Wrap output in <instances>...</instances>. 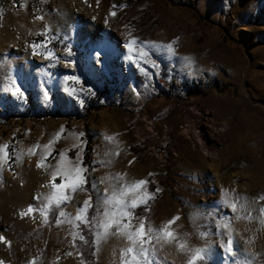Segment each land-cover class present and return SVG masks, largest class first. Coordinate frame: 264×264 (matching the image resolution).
Instances as JSON below:
<instances>
[{
    "label": "rangeland",
    "instance_id": "374dc122",
    "mask_svg": "<svg viewBox=\"0 0 264 264\" xmlns=\"http://www.w3.org/2000/svg\"><path fill=\"white\" fill-rule=\"evenodd\" d=\"M49 37L57 58L31 47ZM132 38L172 42L176 51L149 44L147 59L157 66L138 68L126 47ZM13 81L23 98L10 91ZM185 122L189 131L180 127ZM49 142L51 155L37 167ZM4 144L12 159L0 171L3 264L43 256L41 264H123L127 239L110 234L97 244L95 227L86 224L94 259L81 261L74 239L84 236V223L74 218L89 200L94 221L114 189L140 179L153 198L133 227L139 218L155 229L178 216L171 230L189 247L207 248V264H264V0H1ZM61 152L67 167L80 157L87 183L45 223L41 209ZM190 255L165 244L151 260L187 264Z\"/></svg>",
    "mask_w": 264,
    "mask_h": 264
},
{
    "label": "snow or ice",
    "instance_id": "6c2138e0",
    "mask_svg": "<svg viewBox=\"0 0 264 264\" xmlns=\"http://www.w3.org/2000/svg\"><path fill=\"white\" fill-rule=\"evenodd\" d=\"M111 15L115 16L116 12H112ZM37 19H43V16H37ZM51 37L48 40L43 42H33L31 47L35 52L38 48H44V54L49 58H57L55 57L54 51L48 49L46 45L50 42ZM151 45L152 48H160L162 50H166L170 54H175V47L172 42L167 44H158L156 42H148L145 44L144 41H139L137 38H132L129 43L126 45L130 56L129 59L133 60V62L140 68L141 64L152 63V67L155 68L157 65L154 61H149L147 58L150 55L149 51H146V47ZM68 56L72 55L71 47L68 46ZM185 59L189 60L191 63V59L185 57ZM141 70H144L141 68ZM147 74V73H146ZM66 81L71 82H80V78L75 75H68L65 77ZM12 94L17 97H24V92L21 90L20 86L13 81V87L10 89ZM73 95H76V91L73 89ZM80 91H87L91 95H95V93L91 89H84L83 87ZM83 103V100L80 101ZM81 136L83 134H80ZM108 139H111L109 137ZM51 142L49 144L43 145L45 150L44 155L41 156L40 161L37 164V167L43 168L45 167V160L48 155H51L50 149ZM36 148L40 147L39 145L35 146ZM10 145L4 144L0 146V171H2V166L5 163H9L12 159L11 153L8 151ZM34 154V153H33ZM60 160L56 164L55 169L52 172V183L50 187L52 188V192L48 197V205H45L44 208L41 209L45 216V223H47V209L48 206L52 203H55L56 206H59L66 201L70 200L69 192L75 193L77 190H83L84 186L87 183L86 177L83 174L84 169L82 165L79 163L80 157H76V163L71 167L65 166V154L63 152L59 153ZM16 160H19V156L16 157ZM62 179L61 183H55L57 177ZM117 180L120 177H116ZM148 184L147 180L140 179L132 182L131 184L125 185L124 187L116 188L112 191L110 196H108L103 201L104 212L102 216L94 218V221H89L87 217V212L91 207L89 200H85L84 204L78 209L77 214L75 216V221H79L89 226H94L96 229V242L97 244L106 239L110 234L111 235H119L127 239L129 244L124 248V256L126 257L123 264H152L151 257L158 255L159 249H162L165 244H174L179 248L181 252L191 253L190 258L187 260V264H207V254L208 250L205 247H194L191 248L187 245L186 239L177 238V234L171 230V226L176 223L179 217H173L168 220L166 224L160 226L159 228H153L150 225L146 226V222L144 218H139V223L137 227H133L131 224V220L133 219L132 209L139 207L140 205H146L148 200L153 198V195L148 193L145 189ZM131 194V195H129ZM230 206L233 211L237 210V204L235 202L230 201ZM33 207L30 206L25 213L33 212ZM260 213H264V207L260 210ZM59 215L61 217L65 216L66 213L64 211H60ZM251 218V217H249ZM127 221V222H125ZM259 221L261 225H264V215L259 217ZM57 224L61 223L60 220L56 221ZM78 226V225H77ZM115 227L116 231L111 232L110 230ZM223 227H230V225L225 224ZM75 236V233L73 234ZM202 236L206 235V233H201ZM187 234H185V237ZM6 239L5 237L0 236V240ZM81 240H84V236H80ZM178 241V242H177ZM233 237L232 233L229 232L228 239L226 240V250L229 253L233 252ZM131 256V259H127L128 256ZM3 264V262H0ZM34 264V262H33ZM247 264V262H246Z\"/></svg>",
    "mask_w": 264,
    "mask_h": 264
},
{
    "label": "trees",
    "instance_id": "16d2710c",
    "mask_svg": "<svg viewBox=\"0 0 264 264\" xmlns=\"http://www.w3.org/2000/svg\"><path fill=\"white\" fill-rule=\"evenodd\" d=\"M0 7H1V0H0ZM92 207L89 209V212H92ZM145 209V206L140 205L139 207L132 209L133 216L136 217L140 213L143 212ZM59 207L56 206L55 204H51L48 206L47 213L50 218V222L53 223L55 222L56 215L58 213ZM47 214V215H48ZM42 227L37 228L36 230L33 231V235H36L38 231H40ZM81 230L84 232V240H81L80 238H75V244L77 249L79 250V257L81 261L84 263L90 262L94 259V254H93V248H94V238L92 231L85 226V224H81ZM44 256L41 258V260H33L31 264H41V261L43 260Z\"/></svg>",
    "mask_w": 264,
    "mask_h": 264
},
{
    "label": "built area",
    "instance_id": "2783aa9c",
    "mask_svg": "<svg viewBox=\"0 0 264 264\" xmlns=\"http://www.w3.org/2000/svg\"><path fill=\"white\" fill-rule=\"evenodd\" d=\"M180 127L183 128L185 131H189L190 130V125L187 122H185L184 124L180 125ZM193 135L195 136V138H201V136L198 135V131L193 133Z\"/></svg>",
    "mask_w": 264,
    "mask_h": 264
},
{
    "label": "bare ground",
    "instance_id": "6f19581e",
    "mask_svg": "<svg viewBox=\"0 0 264 264\" xmlns=\"http://www.w3.org/2000/svg\"><path fill=\"white\" fill-rule=\"evenodd\" d=\"M71 3H72V5H74V4H78L79 3V0H69ZM78 13H81V10L80 11H78ZM65 55H67L66 53H65ZM68 56V55H67ZM67 56H65V57H67ZM68 57H70V56H68Z\"/></svg>",
    "mask_w": 264,
    "mask_h": 264
}]
</instances>
